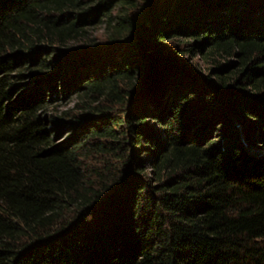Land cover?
<instances>
[{
    "label": "trees",
    "instance_id": "trees-1",
    "mask_svg": "<svg viewBox=\"0 0 264 264\" xmlns=\"http://www.w3.org/2000/svg\"><path fill=\"white\" fill-rule=\"evenodd\" d=\"M0 264H264V0H0Z\"/></svg>",
    "mask_w": 264,
    "mask_h": 264
},
{
    "label": "rangeland",
    "instance_id": "rangeland-1",
    "mask_svg": "<svg viewBox=\"0 0 264 264\" xmlns=\"http://www.w3.org/2000/svg\"><path fill=\"white\" fill-rule=\"evenodd\" d=\"M117 10L112 12V16H116ZM106 19L101 18L99 21H96L93 24H89L86 26L87 30V38L86 40L71 43V47L68 49L77 50V51H85L89 49H95L98 44L105 42V37L107 35L106 30ZM180 60L189 65L190 67L199 68L202 76H208L209 70L211 69V64L203 61L201 58H193L189 56H182ZM61 102L56 106L60 112H74L75 114L81 115V113L93 104L94 99L88 100L81 92L72 91V93L66 94L61 97ZM150 124H152L150 122ZM59 141H69L73 138V132L65 131L59 135ZM254 154H258L259 151L253 152ZM107 158V157H106ZM109 158V157H108Z\"/></svg>",
    "mask_w": 264,
    "mask_h": 264
}]
</instances>
